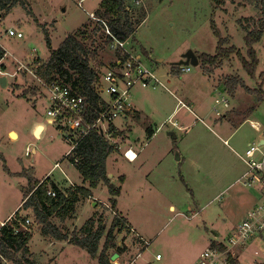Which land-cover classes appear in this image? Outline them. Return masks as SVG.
<instances>
[{"label":"rangeland","instance_id":"rangeland-1","mask_svg":"<svg viewBox=\"0 0 264 264\" xmlns=\"http://www.w3.org/2000/svg\"><path fill=\"white\" fill-rule=\"evenodd\" d=\"M101 2L28 0L32 15L18 7L0 21V45L7 52L8 68L6 76L0 75L7 80L5 87L0 85L1 221L22 208L34 181L43 182L49 177L51 183L63 190L72 185L89 188L66 157L73 143L58 129L63 127L48 122L51 104L44 83L34 75V63L46 61L50 56L45 31L50 35L52 48L58 49L69 34L91 18L89 15L100 8ZM129 4L134 8V19L143 20L137 27L135 42L129 40L128 48L155 70L165 88L132 91V103L146 117L130 122L124 130L127 139L119 142V151L107 161L111 182L114 179L112 184L121 186V194L116 198L118 211L133 228L128 236L116 233L117 246H125L127 251L121 262L118 259L110 262L197 264L210 247V239L216 235L225 239L245 219L252 201L256 204L252 197L255 193L239 181L246 172L239 157L250 144L264 139V99L258 103V97L264 98V34L255 45L259 64L254 79L243 70L236 56L225 60L210 76L200 65L190 66L191 72L179 75L172 70L174 66L183 69L177 64L189 51L197 56L215 54L218 38L212 21L226 41V48L234 46L246 56L244 27L253 25L247 21L257 20L260 13L253 3L243 0L234 3L228 0L225 5L215 6L210 0H129ZM8 29H16L24 38L8 37L5 33ZM114 53L112 46L99 52L97 61L105 65L101 71L113 62ZM231 78H241L249 90L241 87L231 97L225 89ZM222 97L229 99V110L215 106V100ZM252 107L256 110L243 123ZM215 109L225 113L226 118L217 117ZM37 122L46 126L40 139L33 133ZM251 122L259 124L261 130H255ZM116 125L121 126L119 119ZM10 130L18 133L17 140L9 137ZM145 130L148 134L158 132L149 142ZM130 146L136 152L143 148L142 157L132 163L123 156ZM169 152L175 167L169 170L172 173L168 171L176 177L173 183H167L168 173L156 166V161ZM181 154L185 163L177 161ZM57 163L59 167H55ZM181 172L186 184L180 181ZM121 176L126 178L123 184L119 182ZM92 193L91 198H80L72 217L64 222L52 219V223L71 235L92 218L102 219L107 233L115 217L110 203L112 196L104 184ZM171 205L175 210L170 211ZM21 214L31 221L33 236L28 257L36 264H98L85 250L44 236L31 213L21 211ZM138 233L148 246L133 237ZM246 250L244 254L238 252L237 261L254 264L255 248L249 246ZM140 252L142 257L137 258ZM109 254L112 257L116 252L110 250ZM157 255L162 259L157 260Z\"/></svg>","mask_w":264,"mask_h":264},{"label":"trees","instance_id":"trees-1","mask_svg":"<svg viewBox=\"0 0 264 264\" xmlns=\"http://www.w3.org/2000/svg\"><path fill=\"white\" fill-rule=\"evenodd\" d=\"M228 0H210L213 6L225 5ZM246 3H253L260 16L257 20L251 18L247 22L253 23L251 26L244 27L246 31L245 44L247 47L246 56L234 46L226 48V41L220 36L216 24L212 21V29L218 38V46L214 55L200 54L198 56L202 71L211 75L214 69L219 68L225 60L236 56L247 75L254 79L259 64L255 50L264 34V0H243ZM232 3L235 0H231ZM21 7L29 15L30 6L28 0H0V21L7 18L14 9ZM94 14L97 20H88L76 32L69 34L58 49L52 48L50 35L46 32V43L50 51V56L46 61L36 60L34 63V75L46 85L58 82L69 86L72 91L80 96L87 98L89 106V124H95L99 115L103 111V99L100 91V81L105 66L98 62L99 52L104 51L107 46H112L113 39L106 34L105 25L109 28L113 36L119 41L135 42L137 27L142 20L134 19V8L129 4V0H102L100 8ZM102 21V22H99ZM242 25V20L239 21ZM114 60L108 68L116 66L115 62L122 59L120 51H114ZM145 55L148 56L145 49ZM7 52L0 45V69L7 71L4 61ZM172 73L179 75L183 73L173 67ZM246 88L241 78H231L227 80L225 89L227 94L234 97L239 88ZM246 90H249L246 88ZM264 98L258 97V103ZM256 110L252 107L249 113L243 118V123ZM226 118V115L223 117ZM109 132L114 139L122 138L125 134L115 130L113 124L109 126ZM152 131L149 135H152ZM119 151V146L112 143L105 133L99 129H93L82 139L68 159L79 171L83 182L89 188L71 186L68 189H61L55 183H51L50 178L43 182L30 179L31 188L25 195L22 208L12 217L11 221L0 228V264L7 262L12 264H36L28 256L30 254L29 243L32 239L30 226L25 227L26 218L21 216V211L29 212L34 216L35 222L41 227L44 236L53 238L56 241H65L71 245L85 250L88 255L98 261V264H111L110 250L119 255L122 249L116 244V233H123L128 229L127 222L120 216H115L109 231L106 233L104 222L92 218L78 232L71 235L63 233L53 223L52 219H59L64 222L75 214L76 204L81 197H93L92 191L99 185L104 184L108 188L111 209L115 212L117 207L116 198L121 194V186L116 187L112 184L110 175L107 171V161L111 155ZM119 182L123 184L125 178L121 176ZM54 191L56 196L52 197L48 193ZM104 243L102 245V241ZM211 248H221L223 246L217 242H212ZM231 264H239L237 258H232Z\"/></svg>","mask_w":264,"mask_h":264},{"label":"built area","instance_id":"built-area-1","mask_svg":"<svg viewBox=\"0 0 264 264\" xmlns=\"http://www.w3.org/2000/svg\"><path fill=\"white\" fill-rule=\"evenodd\" d=\"M89 16L97 20L94 14ZM102 23L105 25L106 34L113 39V50L120 51L122 59L115 62L116 66L106 69L102 75L100 91L104 104L101 108L103 111L96 123H88L89 106L87 98L75 94L67 85L58 82L46 85L43 82L51 104L48 122L57 128L63 127L58 129L65 134L68 141L73 143L66 157L93 129L101 130L114 143L112 133L109 132V126L118 119H126L133 112L131 101L133 90L137 88L144 90L156 89L157 87L165 88L155 70L143 63L140 54H134L128 48L129 41H119L113 36L106 24ZM5 33L8 34V37L24 38V35L16 29L5 30ZM181 71L183 73L191 72V67L183 66ZM0 75L6 76L7 73H3L0 69ZM218 105H222L225 110L230 109V102L227 97L216 99L215 106ZM215 112L219 118L225 115L216 109ZM251 125L255 130H261L259 124L251 122ZM27 154L30 155L29 152ZM124 157L133 162L137 159V154L132 149H128L124 152ZM240 159L246 167V172L240 182L255 192L257 202L234 232L223 240L217 239L216 242L221 244L223 249L207 248L201 254L197 264H231V259H235L239 251L243 252L249 246H255L254 264H264V140L250 144ZM56 166L59 167V164ZM48 194L52 197L56 196L52 190ZM6 223L2 224V227ZM30 225L31 221L27 219L23 228ZM157 259H160V256H157Z\"/></svg>","mask_w":264,"mask_h":264},{"label":"crops","instance_id":"crops-1","mask_svg":"<svg viewBox=\"0 0 264 264\" xmlns=\"http://www.w3.org/2000/svg\"><path fill=\"white\" fill-rule=\"evenodd\" d=\"M13 28V27H12ZM162 62V61H161ZM4 63H5V61H4ZM7 70H8V68H7ZM7 72V71H6ZM6 83H7V80H6ZM145 118L146 117V115H145V113L139 108V106L138 105H135L134 103H133V112L126 118V119H119L120 121H121V126H117L116 125V121L113 123V126H114V128H115V130L117 131V132H119V133H124L125 134V132H124V130L125 129H127L128 127H129V125H130V122L132 121V120H139V119H141V118ZM130 118H132V119H130ZM39 126L40 127H42L43 128V131L46 129V126H45V124L43 123V122H37V123H35V127H34V129H33V133H34V135H36V133H35V131L39 128ZM145 132H146V137L148 138L147 139V141H151L152 139H154L155 138V136H156V134H157V132H158V130H156V131H152L153 133H152V135H149L148 134V132H147V130H145ZM13 133H15L16 135H17V139H18V133L15 131V130H10L9 131V137L13 134ZM132 134V133H131ZM126 135V134H125ZM124 135V136H125ZM41 136H42V134H41ZM41 136L40 137H38L39 139L41 138ZM122 137V138H118V139H114L113 138V140H114V144H117L118 146H119V142L122 140V139H127V138H125V137ZM16 139V140H17ZM264 140V139H263ZM260 141H262V139L260 140ZM133 147L132 146H130V147H128L126 150H128V149H132ZM120 149V148H119ZM125 150V151H126ZM133 150V149H132ZM124 151V152H125ZM133 152L135 153V154H137V159L136 160H138V159H140V157H142L141 155L143 154V148H141V150L139 151V152H136V151H134L133 150ZM140 154V155H139ZM123 156H124V153H123ZM165 157L167 158V160L165 159ZM165 157H162V158H160L159 160H157L156 161V166H157V168H160L161 169V171H166L167 173H168V171L169 170H171V169H174L175 170V167L173 166L174 164V160H173V158H172V154L169 152V153H167L166 155H165ZM125 158V157H124ZM240 158V157H239ZM3 159L4 158H1V160L3 161ZM126 159V158H125ZM135 160V161H136ZM145 160V159H144ZM166 160V161H165ZM4 161H5V159H4ZM126 161H128L127 159H126ZM173 161V162H172ZM177 161H183L182 163H185L186 162V159L182 156V154H181V156L179 157L178 156V158H177ZM242 161V160H241ZM129 163H132V161H128ZM134 162V161H133ZM142 162H145V161H142ZM58 164V163H57ZM56 164V165H57ZM56 165H55V167H56ZM163 168V169H162ZM176 168H177V166H176ZM172 173V171H169V173ZM167 174L168 175V177H166L165 179H166V182L167 183H171L173 180H175L176 179V177L175 176H173V175H171V174ZM112 176H114V175H112ZM243 176V175H242ZM110 178H111V176H109ZM124 178H125V176H123ZM242 178V177H241ZM83 180V179H82ZM113 180L114 179H112V182H113ZM241 180V179H240ZM239 180V181H240ZM125 181H126V178H125ZM180 181L181 182H184L185 184H186V182H185V177H184V175L182 174V172L180 173ZM173 183V182H172ZM73 186V185H72ZM119 187V186H118ZM254 192V191H253ZM255 193V192H254ZM255 196H252V195H250V196H252L253 198H255V201L257 202V195L256 194H254ZM23 204V203H22ZM254 204V205H253ZM252 207H251V209L255 206V203H253V201H252V205H251ZM118 208H119V206H118V204H117V208L115 209L116 210V212H114L115 214H117V216H120L121 218H123V219H125L126 220V222H127V226H128V229H126L124 232H123V234L125 233L127 236L128 235H130V233H131V231H133V228H132V225L129 223V220H128V218L127 217H125V216H123L122 214V212H119L118 211ZM169 209H170V211H173V210H175V207L173 206V205H171V206H169ZM250 209V210H251ZM247 211H249V209L247 210ZM15 213H16V209H15V211H13L4 221H1V217H0V228L2 227L1 225L2 224H4V223H6V222H8L9 220H11V218L15 215ZM122 213V214H121ZM0 215H1V213H0ZM237 228V227H236ZM236 228H234V230L236 229ZM233 230V231H234ZM232 231V232H233ZM232 232H230V233H232ZM123 234H121V235H123ZM124 234V235H125ZM125 235V236H126ZM138 236H134L133 235V237H137V240L139 241V243L140 244H142V245H145L146 243H148L139 233L137 234ZM132 236V235H131ZM220 239V237H219V235H216L212 240L210 239V242L212 243V242H216L217 241V239ZM125 242L126 243H128L126 240H125ZM128 245V244H127ZM148 245H149V243H148ZM147 244H146V246H148ZM119 247V246H118ZM251 247H255V246H251ZM121 248V247H120ZM123 251H122V254L120 255V257L118 258V260H119V262H121L122 261V257H123V255L126 253V251H127V247H125V246H122V248H121ZM248 250V249H247ZM247 250L245 251V252H247ZM245 252H243V254L245 253ZM242 254V255H243ZM157 256H160V255H157ZM139 257H142V254H141V252L139 253V255L137 256V258H139ZM160 259H162L161 258V256H160ZM160 259H157V260H160ZM253 260H254V258H253ZM252 260V261H253ZM118 262V264H120Z\"/></svg>","mask_w":264,"mask_h":264},{"label":"water","instance_id":"water-1","mask_svg":"<svg viewBox=\"0 0 264 264\" xmlns=\"http://www.w3.org/2000/svg\"><path fill=\"white\" fill-rule=\"evenodd\" d=\"M182 59L183 60L179 64H177V66L198 67L200 65L198 56L193 51H189L188 53H186ZM0 85L2 87L6 86V78L5 77L0 78ZM119 257H120V255L118 253H116L110 258V261L115 262Z\"/></svg>","mask_w":264,"mask_h":264},{"label":"bare ground","instance_id":"bare-ground-1","mask_svg":"<svg viewBox=\"0 0 264 264\" xmlns=\"http://www.w3.org/2000/svg\"><path fill=\"white\" fill-rule=\"evenodd\" d=\"M42 132H43V128L40 127V126H39V128L35 131V133L37 134L38 137L41 136ZM12 137L15 138V139H17V135H16L15 133L12 134ZM117 264H118V263H117Z\"/></svg>","mask_w":264,"mask_h":264}]
</instances>
